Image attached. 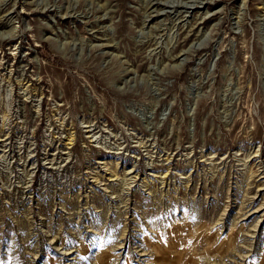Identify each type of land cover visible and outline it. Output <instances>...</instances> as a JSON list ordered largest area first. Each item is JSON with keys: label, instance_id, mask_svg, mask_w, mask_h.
<instances>
[{"label": "rangeland", "instance_id": "obj_1", "mask_svg": "<svg viewBox=\"0 0 264 264\" xmlns=\"http://www.w3.org/2000/svg\"><path fill=\"white\" fill-rule=\"evenodd\" d=\"M0 264H264V0H0Z\"/></svg>", "mask_w": 264, "mask_h": 264}]
</instances>
